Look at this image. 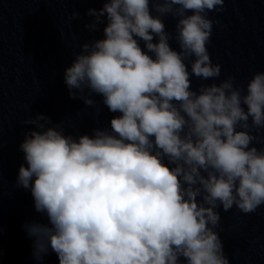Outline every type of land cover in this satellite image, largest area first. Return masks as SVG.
Instances as JSON below:
<instances>
[{
    "label": "clouds",
    "instance_id": "clouds-1",
    "mask_svg": "<svg viewBox=\"0 0 264 264\" xmlns=\"http://www.w3.org/2000/svg\"><path fill=\"white\" fill-rule=\"evenodd\" d=\"M225 9V0L87 9L84 27L103 35L80 44L64 81L94 116L101 104L116 115L90 133L25 116L34 127L19 145L16 183L47 218L23 225L36 261L51 250L59 264H230L221 211L264 206V70L244 85L218 80L209 13Z\"/></svg>",
    "mask_w": 264,
    "mask_h": 264
}]
</instances>
